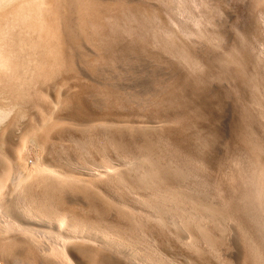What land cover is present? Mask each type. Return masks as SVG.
<instances>
[{
	"label": "rangeland",
	"instance_id": "374dc122",
	"mask_svg": "<svg viewBox=\"0 0 264 264\" xmlns=\"http://www.w3.org/2000/svg\"><path fill=\"white\" fill-rule=\"evenodd\" d=\"M0 1V109L7 108L0 119V141L14 149V164L27 161L34 167L41 157L43 163L81 174L93 194L61 189L63 207L91 222L94 233L106 229L116 241L135 242L126 249L138 257L151 253L158 264H259L249 247L254 241L263 247L264 224L256 232L241 205L256 201L261 171L264 179V0H183L171 5L166 0H74L71 12L59 0ZM88 3L97 4L98 20H83ZM36 6L41 11L32 17L34 22L29 13H36ZM165 28L177 34V47L170 50ZM182 29L191 35H183ZM243 108L248 110L243 140L254 142L253 151L235 130ZM44 122L47 126L38 131ZM110 123L134 124L140 132L127 129L123 138L136 145L150 141L151 147L118 151L109 139L120 134ZM27 133L43 150L27 142L18 154ZM140 153L150 160L141 162L144 167L139 161L142 170L149 162L184 172L182 179L170 182L186 196L180 210L176 205L153 211L165 218L164 226L144 219L152 210L128 195L115 177L96 172L109 164L126 175L131 168L127 164ZM201 198L222 211L199 217L203 212L193 204ZM117 205L130 209L140 224L135 230ZM94 247L98 260L101 254Z\"/></svg>",
	"mask_w": 264,
	"mask_h": 264
},
{
	"label": "bare ground",
	"instance_id": "6f19581e",
	"mask_svg": "<svg viewBox=\"0 0 264 264\" xmlns=\"http://www.w3.org/2000/svg\"><path fill=\"white\" fill-rule=\"evenodd\" d=\"M55 1H57V0H54V2ZM59 1H61L62 3H65L68 6L67 9H65L66 11L70 7L69 11L71 12V6H69V5L72 4L74 6V0H59ZM175 1L181 2L183 0H166L165 2H169L168 4L171 5ZM6 3H7V1H6ZM37 3L39 5L42 2L40 1ZM92 6H93V4L89 5V3H88V5L84 7L86 10V11H84L86 13H84V15H83L84 21L86 19H90L92 21L94 19L98 20L97 18L101 17V16H99L100 12L97 10L98 8L96 7L97 9H95V6L94 7H92ZM24 7H26V5ZM76 7H78V6H76ZM79 7L81 8L80 5H79ZM21 8H23V7H21ZM35 8L37 9V10L35 9L36 13H33V12H32L33 14L29 13V17H31V19L33 16H36L37 11L40 10V8L38 9L37 6ZM63 8H65V6ZM45 10H47V9H45ZM74 10H76V9H74ZM182 11H184V10H181V11L178 10L177 13L182 12ZM16 12H17V10H16ZM72 12H73V10H72ZM21 16H24V15H21ZM19 18H20V16H19ZM35 18L36 17H34V19ZM65 18H67V15ZM91 18H93V19H91ZM34 19H32V20H34ZM21 20H23V19H20V21ZM194 20L197 21V19H194ZM99 21H101V20H99ZM196 21L194 23H196ZM34 22H35V20H34ZM174 23L175 22H173V24ZM31 24H32V22H31ZM26 25H27V23H26ZM64 25H68V24H64ZM196 25H198V23H196ZM28 26H29V24H28ZM141 26L143 27V24ZM150 26H149V28H151ZM145 27H146V25H145ZM64 29H65V27H64ZM69 30L72 31L74 29H72V30L69 29ZM69 30H67V31H69ZM151 30H152V28H151ZM180 32H182V34L185 36H188L190 34V31L184 30V29H182V31H180ZM71 33L74 34L73 31ZM163 33H164L163 35L166 37V41L169 43V44L166 43L167 45H165L164 43L163 44L166 46V48L168 50H170V48L174 47V45H175L173 37L175 38L177 34L175 32H173L172 30H169V28L168 29L165 28L163 30ZM191 33H192V31H191ZM63 34H65V33H63ZM73 34H71V35H73ZM153 34H154V32H153ZM155 34H157V33H155ZM1 35H0V37H2ZM75 35H77V34H75ZM65 36H66V34H65ZM76 38H78V37L76 36ZM72 39H74V38H72ZM0 41H1V39H0ZM22 41H24V40H22ZM38 44H40V42ZM176 45H175V47H177ZM33 48L36 49L37 47H33ZM173 49H175V48H173ZM176 49H178V48H176ZM189 62H191V61H189ZM193 62H195V61L193 60ZM33 75L34 74H32V76ZM23 76H24V74H23ZM14 79H16V78H14ZM23 79H25V78H23ZM32 79L34 80L36 78H32ZM25 80H27V79H25ZM27 83H29V82H27ZM25 85H26V83H25ZM16 88H17V86H16ZM21 95H22V93H21ZM21 97H18L19 100ZM27 98H29V97H27ZM122 102H123V100H122ZM20 104H21V102H20ZM168 106H169V104H168ZM4 109L5 108L0 109V119H3V116H6V114H7L5 111V110H7V108L5 110ZM9 110H11V109H9ZM113 110H116V108ZM241 111H242L241 112V117H242L241 121L242 122L237 123L235 125V130L238 133V137L241 140H243L244 139L243 134L248 135V132L246 130L247 127L242 124L243 120L247 121L246 119L248 118L247 117L248 110H247V108H243ZM49 113L52 114L54 112L52 110V112L50 111ZM83 113L84 112H77L76 115H82ZM51 114H50V116H51ZM53 116H51V117H53ZM56 117H58V116H56ZM122 118H124V117H122ZM57 119H55V120H57ZM47 120H49V119H47ZM54 124H56V122ZM111 125L113 126V128L115 129L117 134L119 133L121 136V137L120 136L117 137V135H114V136H110V139H109V142L111 141L112 145H114L118 151L124 152V149H126V150L127 149H129V150L134 149L136 151L138 150L139 152H144L143 150H146V148L151 147L150 141H146V142H143L139 145H136L132 140H130L131 138L130 139L123 138L122 135L125 134V130H127V129L129 130V132H131V131L135 132V133L140 132L139 128H137V126H135L134 124H131V125L127 124V126H125L124 124H121V123H119V124L110 123V124H108V127L109 126L112 127ZM46 126H47V123H45V122L39 124V128L37 127L38 131L40 129L46 127ZM34 132H36V130ZM36 134H37V132H36ZM2 141H0V170H1V174H0V260H2L4 264H80L82 262H87V263H91V264H100V263H104V264L105 263L106 264H158L152 257H149V254H151V253L148 254V252H146L145 255L141 256V254H140L141 257H138L139 255L137 256L133 252H129L130 250L127 251L126 247H128L132 244H135V242H133V241L126 242L125 240L124 241H118V240L116 241L115 239L109 237V233L106 229H104L101 232V234L100 233L99 234L94 233L92 231L94 229V227L91 224V222H89L86 219H80L81 217L79 218L74 212L69 211L68 209L63 207V199L61 198L60 193H59L61 191V189H65L66 191L67 190L80 191V192H83L88 197H90L91 193L93 194V190L89 188L88 182H86L82 176L79 177L77 175L79 173L76 174V172H72L73 170L72 171H65L64 169L58 168L57 166H54L52 164L43 163L41 161V157H40V162H38V164L34 167H28V164L26 165L27 161L25 163L19 161L20 164H19V167H17L16 164H14V152H15V151L13 152L14 149L10 148V146H9V148H7L4 143H1ZM243 141H245V140H243ZM27 142H31L32 145H34L36 148H39V150H43L41 144L36 140V138L33 135L30 136V134L27 133L24 136V140L21 143V146L18 148V154H19V152H21V150H23V148H25V145ZM245 142H246L247 150L253 151L255 148L254 142L253 141H245ZM125 152H127V151H125ZM143 154L140 153L137 159H132L133 160L132 165L130 163L131 160L129 161L130 164H127V165L130 166L131 168L126 170V175H125V172L120 167H117L115 165H109V164L101 166L100 169H97L98 168L97 167L96 172H98V174L104 173L109 178L115 177V179H117V183L120 184L119 186H121V185L124 186L126 188L125 191L128 192V195L130 194V196L132 198H134L135 201L141 202L142 205H144L145 207L148 208L149 212L151 210H152L151 212H153V211L159 212V209L160 208L162 209L163 207L167 208L168 210H172V208L176 207V205H177V209L180 210V208H178L180 205L179 203H181L180 201L182 199L186 198V196L183 195V193H181V190H180V188H178V186L173 188L172 185H170L171 184L170 182L173 179L174 180L175 179H178V180L182 179L184 176L183 170L176 167V166H175L176 168L174 167L173 169H169V168L160 169V168L154 166L153 163H151V165H149L150 164L149 162L146 163V164H148V166L145 167L144 170H142V168L139 167V164H138L139 161H140V166L145 165V164L141 165L142 161L143 162L144 161L147 162V160L150 161L149 158L146 155L143 156ZM124 162L117 163V164L118 165L124 164ZM126 163H128V162H126ZM67 169H69V168H67ZM91 172H93V171H91ZM79 175H81V174H79ZM262 176H263V172L261 171L259 173V179H260L261 185L260 186L258 185L259 187L257 188L258 192H257V195L255 196L256 201L250 205H246V204L241 205V207H243L242 210L246 211V216L248 217L247 222L250 225H252L253 227H257L256 232H260V229L258 227H260L264 224V221L261 220L262 219L261 217L264 216V196L262 195V192L264 191V183H263L264 179L262 181ZM32 179L35 180L36 182H34V181L31 182ZM86 180H87V178H86ZM118 187H116V188H118ZM66 194H65V196H66ZM97 195H96V197H97ZM144 195H145V197H144ZM201 196H199V197H201ZM103 198H105V197H103ZM246 199L247 198H243V200H246ZM197 200L198 201H196L193 205L195 208H197L199 211H201L203 213H198V214H196L197 212L193 213V211H195V210H193L192 213L199 215V217H201V218H203V215H205V214L208 215V213H209V216H212L210 214H214L216 212L222 211L220 209L223 207H220V206L218 207V205H216V204L214 205L212 203H206L204 200H202V198L197 199ZM105 201H107V199ZM252 201H254V200L252 199ZM123 202L127 203V202H125V200ZM167 202L170 203V205L167 204ZM185 202H186V200H185ZM181 204L183 205L184 202H182ZM89 205H90V207H95L91 204H89ZM186 205H187V203H186ZM85 206H87V205H85ZM126 206L125 207L122 206V207L126 208ZM189 206H191V204ZM194 207H192V208H194ZM257 207L260 209H257ZM183 208H181V209H183ZM185 208H184V211H185ZM99 209H101V208H99ZM118 209H120L119 206L117 207L116 211H118ZM188 209H189V207H188ZM191 209H189V210H191ZM218 209L220 211H218ZM123 210H121V216H125L126 218H128L129 219L128 223H130V226H128V227H131V229L135 230L137 225H140V224H137L133 220L134 216H132V214H130L131 212L129 213L130 209H128L127 212L123 211ZM168 210H167V212H168ZM175 210H176V208H175ZM175 210H174V212H175ZM258 210H260V212ZM88 211H89V209H88ZM101 211H102V209L99 211L100 214L103 213ZM163 211L165 212V210H163ZM185 212H187V211H185ZM153 213H145V215L143 216L144 219L146 217L148 218L146 220H149L151 218L158 225L164 226V219L165 218L162 219V217H160L158 213H156V214H155V212H153ZM89 214H90V212H89ZM193 214L188 215V217L193 216ZM182 215H180V216L182 217ZM186 215L187 214H185V216ZM207 215H205V217ZM102 217H103V215H102ZM200 220H202V219H200ZM167 222H168V220H167ZM139 223H140V221H139ZM165 227H167L166 224H165ZM97 231H98V229H97ZM199 232H201V231H199ZM138 233H140V232H138ZM113 236H115V235H113ZM187 237H189V239L191 238V236H189V235ZM190 240L192 243L193 242L192 239H190ZM127 241H128V239H127ZM247 241H249V240H247ZM250 241H252V240H250ZM262 242H264V240ZM253 243L255 244L254 246H252ZM94 246H96L98 248L99 252H101V253H99L97 251L98 255L101 254V256L99 255L100 258H98V260H97L98 256L95 255L96 251L94 253V248H95ZM257 246H256L255 241L252 242L251 246L249 247L250 253L252 254L253 258L259 264H264V244L262 245L263 247H261V248H263V250L261 248H259V246L258 247Z\"/></svg>",
	"mask_w": 264,
	"mask_h": 264
}]
</instances>
